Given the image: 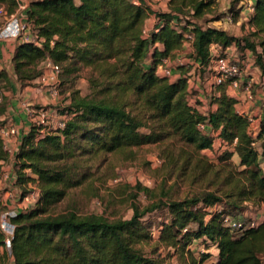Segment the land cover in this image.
Returning <instances> with one entry per match:
<instances>
[{
	"label": "trees",
	"instance_id": "obj_1",
	"mask_svg": "<svg viewBox=\"0 0 264 264\" xmlns=\"http://www.w3.org/2000/svg\"><path fill=\"white\" fill-rule=\"evenodd\" d=\"M236 1L251 3L253 13L242 12L248 15L249 37L257 42L191 21L203 17L214 0H169L162 12L142 0H30L27 22L41 42H21L15 48L18 83L31 85L42 74L41 64L50 61L60 69L61 86L73 82V73L87 70L91 96L74 92L62 110V128L32 124L20 140L15 186L26 195L35 184L39 196L32 208L10 220L13 264H166L170 257L177 264H264V109L258 118L251 116L256 127L252 135L247 114L237 111L226 83L208 90L188 86L190 78L197 80L196 70L210 69L211 45L241 67L246 66L243 60L228 54L250 53L248 64L264 79V39L259 38L264 34V0ZM0 6L7 14L16 9L14 0H0ZM150 16L157 23L145 37ZM187 42L190 62L178 65L175 59ZM163 60L171 62L172 77L155 73ZM4 87L10 90L9 79L0 72L1 98ZM5 122L0 119V126ZM150 145L162 160L154 171L160 194L156 188L135 186L132 198L142 192L151 194L152 202L142 208L132 204L129 219L109 220L71 209L53 213L70 190L94 182L109 155L128 159L133 149ZM8 158L0 141V177ZM169 181L171 187L165 189ZM181 184L190 189L178 199L174 191ZM247 205L260 210L263 219L257 227L238 218ZM5 209L0 206V212ZM159 210L167 218L151 233L143 220ZM227 217L246 227L231 228ZM149 242H155L150 257L144 251ZM199 246L205 253L196 252ZM5 247L0 229V249ZM159 248L172 254L155 256Z\"/></svg>",
	"mask_w": 264,
	"mask_h": 264
},
{
	"label": "rangeland",
	"instance_id": "obj_2",
	"mask_svg": "<svg viewBox=\"0 0 264 264\" xmlns=\"http://www.w3.org/2000/svg\"><path fill=\"white\" fill-rule=\"evenodd\" d=\"M142 1L145 2V4L154 12H162L167 9V3L169 0ZM244 4L245 2L239 3L236 0H214L213 5L209 9H207L203 17L198 19H191V21L196 22L198 25L203 27L209 26L219 28L238 39L248 37L251 42H257V37H249L251 31L247 26L248 15L245 13V11L242 12L243 9L246 10V6ZM227 16H231V22H228L226 20ZM152 21L150 22L151 25L153 24ZM259 38L264 39V34L259 35ZM185 44V48H183V51L181 53L183 57H187L189 54L187 43ZM235 53L239 59L243 60L245 65H249L248 61H250L251 59L250 53H243V51L241 50H235L233 53H229L228 55L232 56ZM242 54L244 55L242 56ZM250 69V72H252L256 76L254 77L257 83H255L253 76H251L252 80L254 81L252 87V93L254 94L253 99L249 101L245 96L244 97L247 101L253 102L252 104L254 105L251 106L252 109H250V107L249 110H246V112L240 113L245 115L247 114L250 117L255 116L258 118L261 110L264 109V80L261 76L260 70L257 67L251 65ZM195 73L197 80L193 82L194 86L207 89L206 82L208 81L207 78L211 74V71H204L199 69L196 70ZM87 75V70L80 69L78 73L72 74L73 82H70L63 86L59 85V96L57 98H54V100L58 99V105L52 104L48 105L49 107H47L54 111L56 117L50 120V123L47 125V127H45V130L58 129L57 124H55V127L52 128L55 122L54 120H59V117H63V114H61L62 110L69 103L68 97L74 92H77L81 97L91 96V90L87 82ZM18 84L21 86L20 83ZM28 86H41L39 78L33 81L31 85ZM2 90L1 92L3 94V98H1L0 96V104L4 105L3 107L6 110V106L9 101L14 100L16 97L10 90H6L5 87L4 89L2 88ZM47 93L48 95H50L48 91ZM202 97L204 98V95H202ZM31 106L33 108L42 107H38V105ZM3 117L4 119H2ZM0 119L5 120L6 122L9 121V117H6V111ZM252 132H254L252 135L256 133V127L254 128V131H251V133ZM123 158H125L123 155H109L107 163L101 167L99 173L93 178L94 182L88 186L84 185L70 190L67 193V196L52 208L53 213L57 214L71 209L82 215L95 214L101 215L109 220H127L133 214V210L131 208L132 204H139L142 208L151 203V194L144 195L141 192L137 195L136 199L132 198V195L137 193V191L133 188L138 184H140L144 188H156L155 194H160V191L157 189L160 183V179L158 178V175H155L154 171L162 166V160L158 157L156 147L150 145L143 146L141 148H135L133 149L130 158ZM232 161L234 164H236V157H233ZM105 171L108 172V174L106 173V177L103 176ZM27 173L29 172L27 171ZM112 173L114 175H112ZM28 175L32 176L31 174ZM33 178L36 179L35 177ZM171 183L172 182L169 181L165 185V189L170 188ZM30 185L35 187V184ZM93 188L96 189L95 195L93 192ZM189 189L190 188L185 184H181L175 189L174 196L178 199L182 198L186 195V193L189 192ZM17 193L11 195L9 197V200H11V203H13V205H19L21 208L22 204H19V201L16 197ZM1 204L2 203H0V206L4 207ZM215 209L219 210L218 207H216ZM259 211L260 210H258V208L247 205L246 209L243 211L244 213H241L238 218L248 223L249 220L253 218L257 219L260 217L261 213H259ZM166 218V212L164 210H159L148 214L143 221L146 226H148L150 232L155 233L159 225L164 222ZM154 249L155 242H149L145 246L144 251L147 256L150 257L151 252ZM196 252L205 253L204 248L201 246L196 247ZM168 253L172 254V251L168 252L163 248H159L158 253H156L155 256H157V254H161L162 257H167ZM11 259L10 248H2V253H0V264H10ZM166 264H177L176 258L170 257L166 260Z\"/></svg>",
	"mask_w": 264,
	"mask_h": 264
},
{
	"label": "built area",
	"instance_id": "obj_3",
	"mask_svg": "<svg viewBox=\"0 0 264 264\" xmlns=\"http://www.w3.org/2000/svg\"><path fill=\"white\" fill-rule=\"evenodd\" d=\"M16 3V9L13 13L7 14L5 8L0 6V42L17 40L21 42H34L39 44L41 39L37 38L36 32L32 30L31 25L27 22L26 10L28 8L30 0H14ZM246 11L249 14L253 13V7L250 2L246 4ZM226 20L231 22V16H227ZM158 29H155L154 32H157ZM150 34L149 30L144 28L143 35L148 37ZM190 38V37H188ZM184 44V47L185 48ZM188 51L191 52V45L187 42ZM183 51V50H182ZM211 85L216 87L224 83L227 84V88L234 92H241L249 101L253 99L252 87L253 80L250 77L245 75L246 66L241 67L238 63L230 62L228 59L221 57L218 54L217 48L214 45H211ZM190 62L188 59L183 57L181 54L175 59V63L178 65H185ZM171 62L169 60H163L162 64L158 65L155 73L159 76L172 77V68L170 66ZM40 68L42 69V74L39 77L41 85L47 89L52 98H57L59 96V80L58 75L60 69L58 66L53 65L50 61H45L41 64ZM193 79L188 80V86L190 89H198V86H194ZM243 85H240V83ZM27 112L32 119V124L38 127H47L50 123V120L55 118L56 114L50 108L39 107L33 108L28 106ZM249 123V132L254 131L255 120L247 115ZM66 116H63L57 120V128H62L64 126V121ZM18 135V131L15 125L11 121H7L5 124L0 126V141L2 143L3 149L9 155V162L12 165V170L16 168L15 166V154L16 150L12 146V140ZM2 177V175H1ZM0 177V178H1ZM3 178L8 179L6 175ZM11 183L15 186L16 177L15 175L11 178ZM16 187V186H15ZM32 192L27 193L26 195H21V192L16 188L15 194L17 193V199L19 204H22L21 211L28 210L32 208L37 202L39 193L34 186H29ZM18 209L16 208H6L0 213V229L5 236V245L10 248V240L13 236L14 226L11 223V218L15 217L18 214ZM263 217L260 216L255 221L247 223L248 227H257L258 224L262 221ZM225 223L228 224L231 228L240 230L244 228L245 224L240 223L232 218L227 217ZM246 227V226H245Z\"/></svg>",
	"mask_w": 264,
	"mask_h": 264
},
{
	"label": "crops",
	"instance_id": "obj_4",
	"mask_svg": "<svg viewBox=\"0 0 264 264\" xmlns=\"http://www.w3.org/2000/svg\"><path fill=\"white\" fill-rule=\"evenodd\" d=\"M152 17L153 16H150L145 24V28L149 31H151L157 23L156 19ZM151 21L153 22L152 25L150 24ZM19 43L20 42L17 40L0 42V72L6 74L7 78L9 79L10 91L16 97L14 100H10L6 106V117H9V121H11L15 125L18 131V135L14 137L12 140V146L16 151L18 150L21 138L27 134L30 127L32 126L33 121L27 112L28 106L38 105V107L39 106L49 107L48 105H52V104L58 105L59 103L58 99L54 100V98H51V96L48 95L47 89L44 88L42 85L37 87H29V86H20L18 84L16 75L14 73L12 57L15 48ZM250 66L251 65L246 64L245 75L247 77L253 76L255 83H257V81L255 80L256 76L252 72H250L251 71ZM207 79L208 81L206 82V85L209 88V86L211 85V75H209ZM225 92L227 95L236 99L237 101L236 109L239 113L246 112V110H249V108L252 105H254L252 104L253 102L247 101L241 92H234L231 91L229 88H226ZM202 98L203 97L201 95L200 99L203 101ZM250 109H252V107ZM2 119H4V117ZM54 121L55 122L52 128L55 127L57 120ZM4 175H6L9 178L8 179L3 178ZM13 175H14V171L12 170V165L8 161L2 167V177L0 178V203H2L1 205H3L5 208H16L18 209V211H21L19 205L17 206L13 205V203H11V200H9V197L15 193V189H16V187L13 186L11 183L12 182L11 178ZM0 253H2V249H0ZM10 262H11L10 264H13L12 259Z\"/></svg>",
	"mask_w": 264,
	"mask_h": 264
}]
</instances>
